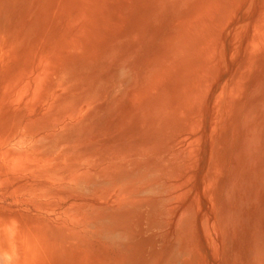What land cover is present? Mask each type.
I'll return each mask as SVG.
<instances>
[{
    "label": "rangeland",
    "instance_id": "1",
    "mask_svg": "<svg viewBox=\"0 0 264 264\" xmlns=\"http://www.w3.org/2000/svg\"><path fill=\"white\" fill-rule=\"evenodd\" d=\"M0 251L264 264V0H0Z\"/></svg>",
    "mask_w": 264,
    "mask_h": 264
},
{
    "label": "bare ground",
    "instance_id": "2",
    "mask_svg": "<svg viewBox=\"0 0 264 264\" xmlns=\"http://www.w3.org/2000/svg\"><path fill=\"white\" fill-rule=\"evenodd\" d=\"M8 227H9V226H8ZM13 232H14V231H13ZM3 233H4V232H3ZM11 235H12V234H11ZM11 235H10V236H11ZM10 236H9V237H10ZM11 237H12V236H11ZM13 237H14V236H13ZM18 238H19V237H18ZM9 239H11V238H9ZM15 239H16V238H15ZM4 241H5V240H4ZM7 241H8V240H7ZM13 242H14V241H13ZM16 242H18V240H16L14 243H16ZM10 243H11V242H10ZM6 244H7V243H6ZM16 244H17V243H16ZM19 244H20V243H19ZM9 245H10V244H9ZM1 246H2V244H1ZM11 246H12V245H11ZM17 248H18V247H17ZM23 248H24V247H23ZM23 248L21 247L22 250H23ZM1 249H2V248H1ZM10 249H11V248H10ZM19 249H20V248H19ZM21 249H20V250H21ZM5 250H6V248H5ZM2 251H3V249H2ZM0 253H2V252L0 251ZM25 253H26V252H25ZM29 254H30V253H29ZM0 256L2 257L1 254H0ZM3 256H5V257L7 258L6 255H3ZM8 256H9V255H8ZM31 256H32V255H31ZM1 257H0V258H1ZM12 257H13V256H12ZM1 259L5 260V262H7L8 260H11V257H10V259H9V257H8L7 259H4V258L2 257ZM1 259H0V260H1ZM15 260H16V259H15ZM1 261H2V260H1ZM1 261H0V262H1ZM1 263H3V262H1ZM12 263H13V262H12ZM19 263H20V262H19ZM6 264H7V263H6ZM8 264H9V263H8Z\"/></svg>",
    "mask_w": 264,
    "mask_h": 264
}]
</instances>
